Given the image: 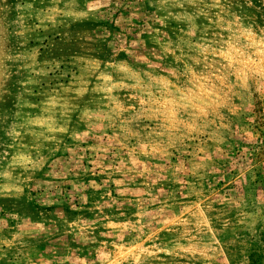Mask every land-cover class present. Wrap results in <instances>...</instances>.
Returning a JSON list of instances; mask_svg holds the SVG:
<instances>
[{
	"label": "rangeland",
	"instance_id": "374dc122",
	"mask_svg": "<svg viewBox=\"0 0 264 264\" xmlns=\"http://www.w3.org/2000/svg\"><path fill=\"white\" fill-rule=\"evenodd\" d=\"M0 264H264V0H0Z\"/></svg>",
	"mask_w": 264,
	"mask_h": 264
}]
</instances>
